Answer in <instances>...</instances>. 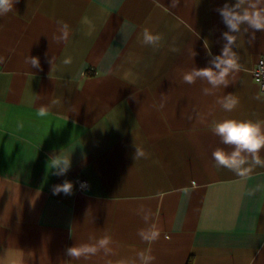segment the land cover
<instances>
[{
  "label": "crops",
  "instance_id": "crops-1",
  "mask_svg": "<svg viewBox=\"0 0 264 264\" xmlns=\"http://www.w3.org/2000/svg\"><path fill=\"white\" fill-rule=\"evenodd\" d=\"M225 3L235 0H16L0 16V264H140L141 252L150 264H264V167L242 153L252 170L241 177L212 156L234 151L216 123L264 131L252 77L264 31L229 32L239 70L226 83L184 81L218 72ZM145 29L161 41L142 44ZM57 154L72 160L66 176L52 174ZM65 179L72 195H53ZM150 226L152 243L138 234ZM79 246L98 250L66 255Z\"/></svg>",
  "mask_w": 264,
  "mask_h": 264
},
{
  "label": "clouds",
  "instance_id": "clouds-1",
  "mask_svg": "<svg viewBox=\"0 0 264 264\" xmlns=\"http://www.w3.org/2000/svg\"><path fill=\"white\" fill-rule=\"evenodd\" d=\"M16 0H0V16H4L13 9V5ZM179 0H172V7H176ZM217 11L222 17V20L228 32L223 35L227 40V44L224 46L221 55L217 56L213 61L214 68L218 70L214 71L212 67H206L203 69L195 70L194 73H189L184 76L186 83H194V76L205 78L209 83L214 86L219 83H226L225 78L232 70H239L237 64V57L235 53L231 52V45L234 43V37L229 35V32H238L241 24H247L250 28L256 31H264V0H235V3L229 5L225 3L223 7L218 8ZM58 23L63 25L64 36L67 37L68 25L63 22ZM162 39L159 34H152L147 29L144 30L143 39L141 41L144 45H157ZM175 51V49H173ZM37 69L40 68V61L37 57H29L27 59ZM51 63V61H49ZM65 63H70V60H65ZM226 103L222 106L226 111H232L238 104V99L234 97H228ZM46 113L43 109L39 111L40 116H44ZM212 131L222 138V142L228 145L234 146V151L226 153L222 150H216L213 152V160L219 167L228 168L235 172L238 176H245L252 169L251 167L245 168L244 165L248 161L242 156V153L250 154L252 157V163L264 167V160L259 156V152L264 148V131L261 129L260 122H253L251 120L238 121L235 119H227L222 122L216 123L212 127ZM145 156V152L136 149L135 158ZM50 165L52 174L57 177L66 176L68 171L72 167L71 158H62L60 154L53 156L50 159ZM87 186L86 181L80 182V187L83 189ZM51 192L53 195H59L63 193L66 196L72 195L73 183L65 179L61 184H54L51 186ZM147 221V217L144 218ZM138 234L141 239L152 243L159 239L160 231L154 227L147 229H141ZM169 237H166L168 239ZM108 241L101 240L100 245L104 247ZM95 246H79L69 247L66 249V255L74 258H79L82 255L92 254L97 252ZM140 258V264H150L153 259L151 256H146L143 252L138 253ZM118 264H129L128 261H120ZM135 264V262H133Z\"/></svg>",
  "mask_w": 264,
  "mask_h": 264
},
{
  "label": "built area",
  "instance_id": "built-area-1",
  "mask_svg": "<svg viewBox=\"0 0 264 264\" xmlns=\"http://www.w3.org/2000/svg\"><path fill=\"white\" fill-rule=\"evenodd\" d=\"M252 77L259 90L264 93V59H260L252 70ZM79 181V187H80ZM81 188V187H80Z\"/></svg>",
  "mask_w": 264,
  "mask_h": 264
},
{
  "label": "trees",
  "instance_id": "trees-1",
  "mask_svg": "<svg viewBox=\"0 0 264 264\" xmlns=\"http://www.w3.org/2000/svg\"><path fill=\"white\" fill-rule=\"evenodd\" d=\"M187 264H191V259L188 260Z\"/></svg>",
  "mask_w": 264,
  "mask_h": 264
}]
</instances>
